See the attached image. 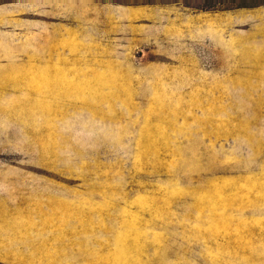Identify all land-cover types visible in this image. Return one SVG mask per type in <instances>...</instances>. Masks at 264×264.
<instances>
[{
  "label": "rangeland",
  "instance_id": "1",
  "mask_svg": "<svg viewBox=\"0 0 264 264\" xmlns=\"http://www.w3.org/2000/svg\"><path fill=\"white\" fill-rule=\"evenodd\" d=\"M66 1L0 0V264H264V0Z\"/></svg>",
  "mask_w": 264,
  "mask_h": 264
},
{
  "label": "crops",
  "instance_id": "2",
  "mask_svg": "<svg viewBox=\"0 0 264 264\" xmlns=\"http://www.w3.org/2000/svg\"><path fill=\"white\" fill-rule=\"evenodd\" d=\"M59 1V0H57ZM71 1H66L64 2L65 4L66 3H71ZM59 2H57L58 4ZM74 5L79 9V19L82 23L84 24H88V23H91L96 14H97V11L100 7L99 4H97L96 2L92 1V0H74L73 1ZM58 6V5H57ZM60 7V6H58ZM106 7H110V6H106ZM115 8H113L115 11H117L118 14H120L119 17H117V21L121 24V23H124L126 21V17L125 15H127L128 13H132V12H135V11H140L142 10V8H135V7H122V6H114Z\"/></svg>",
  "mask_w": 264,
  "mask_h": 264
},
{
  "label": "trees",
  "instance_id": "3",
  "mask_svg": "<svg viewBox=\"0 0 264 264\" xmlns=\"http://www.w3.org/2000/svg\"><path fill=\"white\" fill-rule=\"evenodd\" d=\"M179 2V1H178ZM258 5H263V4H258ZM243 7H245V6H243Z\"/></svg>",
  "mask_w": 264,
  "mask_h": 264
}]
</instances>
